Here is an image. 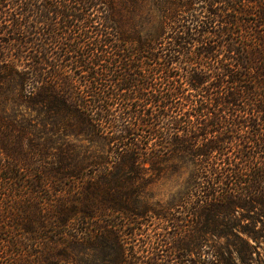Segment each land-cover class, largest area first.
<instances>
[{
    "label": "trees",
    "instance_id": "16d2710c",
    "mask_svg": "<svg viewBox=\"0 0 264 264\" xmlns=\"http://www.w3.org/2000/svg\"><path fill=\"white\" fill-rule=\"evenodd\" d=\"M149 1L0 0V264L130 263L110 212H133L146 160L159 172L175 156L197 166L195 233L230 234L241 208L264 242V0ZM8 102L119 136L116 161L37 142ZM140 135L157 154L138 160ZM213 252L198 262L231 264Z\"/></svg>",
    "mask_w": 264,
    "mask_h": 264
},
{
    "label": "rangeland",
    "instance_id": "374dc122",
    "mask_svg": "<svg viewBox=\"0 0 264 264\" xmlns=\"http://www.w3.org/2000/svg\"><path fill=\"white\" fill-rule=\"evenodd\" d=\"M150 6L151 2L145 0L142 11L152 8ZM138 21L139 18L135 16V22ZM237 37L250 39L251 36L245 31L244 35L238 34ZM4 111L15 116L17 121H25L32 131L29 136L39 143L51 141L53 145H72L79 152V158L86 156L96 159L107 156L105 160L110 165L116 161L113 151L116 150L117 143L110 144L107 141L109 137L119 136H76L69 133V128L63 124L54 125L42 112L22 105H12L10 102L5 104ZM132 137L139 141L142 148L137 151L138 160L157 154V136ZM150 165V161L146 160L139 167V179L132 184L136 195L132 202L135 203L132 206L133 212H110L111 229L115 230L124 242V248L130 256L128 264H193L191 259H194V264H201L198 261L201 258H210L214 250L223 253L231 264H243L238 259L239 253H236L235 247L231 245L242 243V240L250 247L243 252L244 256L250 259L249 264H264V242L262 237H259L262 235L263 220L259 216L236 208L235 213L231 215L232 220L228 221L235 224L230 234L212 235L206 229L205 232L195 233V225H204V219L193 213L195 204L192 193L197 166L188 156L170 158L159 172L157 164L154 167ZM23 168L25 172V168L32 167ZM194 237L197 243L196 252L200 253V256H197L194 250L192 254L188 251L194 244ZM81 256L91 259L90 256ZM146 256L148 257L145 259Z\"/></svg>",
    "mask_w": 264,
    "mask_h": 264
}]
</instances>
